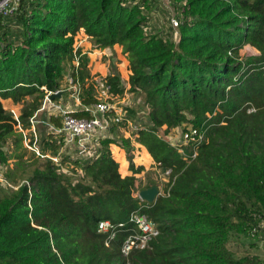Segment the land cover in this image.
Returning <instances> with one entry per match:
<instances>
[{
  "label": "trees",
  "instance_id": "trees-1",
  "mask_svg": "<svg viewBox=\"0 0 264 264\" xmlns=\"http://www.w3.org/2000/svg\"><path fill=\"white\" fill-rule=\"evenodd\" d=\"M154 2L18 0L11 14H0V99L23 103L16 118L0 100V159L7 164L11 154L3 146L11 144L17 162L4 172L13 186L0 185V264H126L120 252L126 232L105 245L97 224L124 221L137 209L159 233L149 247L129 254L130 264H264L228 247L232 235L250 244L264 239V0H170L181 9L178 41L147 31ZM80 29L95 47L118 44L127 55L129 91L149 108L150 124L135 131L134 140L162 172L170 169L153 202L134 195L135 173L143 166H135L129 138H99L94 155L71 161L72 171H82L76 178L50 158L39 164L35 151L34 162L25 165L17 126L30 129L47 92L61 89L66 66L80 53L73 48ZM247 45L258 54L241 56ZM70 75L80 86V102L95 101L93 83L85 85L91 78L85 54L77 68L71 64ZM103 79L111 93L124 94L118 71ZM72 115L89 117L83 109ZM48 121L61 126L58 116ZM183 123L204 135L189 161L157 133ZM49 140L44 144L55 152ZM33 142L31 134L29 146ZM112 143L124 148L130 175H120L123 150L113 146L118 168ZM143 155L136 162L147 165Z\"/></svg>",
  "mask_w": 264,
  "mask_h": 264
},
{
  "label": "rangeland",
  "instance_id": "rangeland-1",
  "mask_svg": "<svg viewBox=\"0 0 264 264\" xmlns=\"http://www.w3.org/2000/svg\"><path fill=\"white\" fill-rule=\"evenodd\" d=\"M154 6H152V10L150 11V18L148 19V25H147V31L152 32H160L162 34H172L173 39L175 41H178L179 39V33L177 30V27L173 25V19L178 21L179 13L181 11L180 8H176L170 0H155L153 3ZM1 14V13H0ZM3 15H6L2 13ZM84 41L91 43L92 49H97L95 51L96 54H98L97 58L102 59L103 62H106L108 71H120L121 79L123 81V86L125 89V92L122 96L117 97L114 101L117 103L118 106H122L128 109V117L131 121V127H128L126 125H118L113 126L114 128L110 130L108 135L113 137L115 140H118L119 142H122V137L129 138L131 140L132 144V150L135 151L136 143H135V136L134 130L132 129V126L136 125L138 127H145L146 125L150 124L148 121V111L149 108L147 106H143V100L142 96H140L137 93H132L129 91V82H127L124 66L127 65V69H129V62L127 59L126 53L122 51L121 45L115 44L110 49H112V54L104 55L103 53H100L99 48L95 47V45L92 43L89 37H86L82 34L81 29L74 35L73 37V48L79 49L83 44ZM82 42V43H81ZM81 45V46H80ZM85 45H88L85 43ZM89 48V50H92ZM92 52V51H91ZM94 52V51H93ZM241 56L244 55H255L258 54V51L250 46H244L240 50ZM128 63V64H127ZM71 64L74 65V62L71 61L67 68V73L65 74L63 81L61 83V91H63V102L66 103L65 107H62L67 110H72L70 107H77L80 102V98H78L77 93L81 91V89L78 87L77 83H74L75 81H72V76L70 75V67ZM131 72V71H130ZM99 79L101 77L99 76H91V78L86 81L85 85L89 84L90 81L93 83L94 86V95H96L97 98H102L105 95V90H103L100 86ZM77 87V88H76ZM28 98V97H27ZM26 98V99H27ZM29 99V98H28ZM58 99V98H57ZM4 108L7 111H10L13 113L14 117L17 118V116L20 113L21 107L23 105L22 101L18 103H14L12 99H2L1 100ZM45 98L43 100V103L41 107L34 113L33 117H31L30 121L32 123L30 129H24L22 130L21 127L18 125V130L22 131L24 138H23V145L26 147V151L24 152L23 159H27L28 165H30L32 162H34L35 155L37 156V153L35 152V155L33 154V151H35V147L39 149L41 152V149L45 150L44 152H48L50 155H57L59 159V163L57 165H61V172L67 173L68 175H71V177L76 178L77 176L82 175V171L80 168H77V170L72 171L71 169V161L75 159L76 157H88L92 156L95 153V150L97 148V142L91 141L86 146V150L81 151L77 147L75 141H66L67 144H64L63 138H65L62 133L54 132L52 133V129H50L51 133L53 134V141L56 143V151H50L51 146H48L44 144V141H50V137L47 132L45 131V125L49 123L48 118L49 116L53 115L54 117L58 116L60 118V121H62L60 117V113L56 111L55 107H52L53 104L44 105ZM48 101H46L47 103ZM50 103V102H49ZM52 103V102H51ZM130 109H134V112H129ZM54 112V114H51ZM50 124V123H49ZM51 125V124H50ZM189 123H183L178 127L171 128L168 133H164L165 125L161 126L158 130V134L162 136L165 140L168 141L171 145H178L181 141V132L185 127H188ZM52 126V125H51ZM31 134L34 136V142L36 139V136L38 138L37 142H35L34 145L29 146V140L31 138ZM51 134V135H52ZM26 135V137H25ZM126 136V137H125ZM171 136V138H170ZM75 144V145H73ZM3 146V148L7 151V153L10 152L11 158L9 159L8 167L15 168L17 166L16 158H14L13 153V145L9 144ZM71 146V147H67ZM120 147V146H119ZM9 148V151H8ZM121 149H124L120 147ZM113 149V146H112ZM113 157L115 158L113 152ZM44 158H39L38 163H42ZM145 166H148L144 164ZM143 166V170L140 173L135 174L136 180H135V188H134V195L137 196L138 192L141 190L142 187L147 185L149 182H154L160 193L164 192V189L167 185L168 178L163 175V172L156 166V164L153 162L151 166L146 167ZM7 170V166L4 165V168L0 170V185L3 188H11L13 185L10 183H7L4 181V172ZM20 171V169H18ZM153 186V185H152ZM236 235H232L231 239L228 242V247L234 252L235 256L239 257L242 255H256L260 260L264 261V239H257L255 244H250L249 239H246L244 237H235Z\"/></svg>",
  "mask_w": 264,
  "mask_h": 264
},
{
  "label": "built area",
  "instance_id": "built-area-1",
  "mask_svg": "<svg viewBox=\"0 0 264 264\" xmlns=\"http://www.w3.org/2000/svg\"><path fill=\"white\" fill-rule=\"evenodd\" d=\"M17 3L18 0H0V13H4L6 15L11 14L16 9ZM172 21L173 25L177 27L178 21L174 19ZM74 51H76V49H74ZM82 54L83 53L80 51L79 54L74 56L73 62L76 68L79 65L80 55ZM99 83L100 86H102L101 88L105 90V95L101 99L97 98L95 95V101L89 104H81V102H79V104H81L80 109L88 112L89 117H76L72 115L74 110L56 107V111L60 113L62 121L60 127H52V133L53 131L62 133L65 135L64 140L66 139L67 141H75L77 147L80 149V152L86 150V146L89 142H97L99 138L108 136L107 133L110 132L113 126L126 125L131 127L132 124L129 117L127 116L128 109L118 106L114 101L119 96L110 92L109 85L102 77L99 79ZM77 85L79 87L78 83ZM57 91L58 90L47 92L45 95V102L50 101L49 95ZM79 93L80 91L77 93L78 98H80ZM139 128L142 127H138L136 125L132 126L134 131H137ZM180 137V143L177 146H172L181 155L182 159L187 161L194 159L198 153V146L204 138L203 132L192 125H189L182 130ZM35 142H33V145ZM35 149V152L41 158L47 157L50 158L55 164H60L57 155H50L48 153L41 154L38 148L35 147ZM3 150L6 151L4 148ZM8 161L6 164L0 159V170L1 168H4V165L8 166ZM59 167V170H61V165H59ZM169 174L170 169L163 171V175L167 178ZM27 184L29 183L27 182ZM261 227H264V223H261ZM97 230L98 232L106 234L105 245H108L116 237L118 232H126V235L120 246V252L121 255L125 257L126 264H130L128 261V256L133 250H141L149 247L150 240L156 237L159 233L157 225L138 209L132 211L124 221L112 222L110 220H100L97 224Z\"/></svg>",
  "mask_w": 264,
  "mask_h": 264
},
{
  "label": "crops",
  "instance_id": "crops-1",
  "mask_svg": "<svg viewBox=\"0 0 264 264\" xmlns=\"http://www.w3.org/2000/svg\"><path fill=\"white\" fill-rule=\"evenodd\" d=\"M81 32H82L83 35H85L86 37H88L84 33V30L83 29H81ZM85 43L88 44V45H85ZM82 44L83 45L82 46L80 45L81 47L79 48V50L83 54H85L87 56V68L89 70V76H95L96 75V76H99V77L104 78L107 74H109V71H108L106 62H103L102 59L100 58V56H99V59L97 58L98 54L95 53V51H97V49H92L90 47L91 46V43L90 42L84 41ZM89 48L92 49V50H89ZM111 50L112 49H110L108 47L107 48H103V49H100L99 48L100 53H103L106 56L109 55V54H112V51ZM124 70L126 72L125 75H126V79H127V82H128L129 75H130L131 72H130V70L127 69V65L124 66ZM119 75H120V78H121L120 71H119ZM63 96H64V93L62 91L61 92V96L56 97L58 99L53 100L54 99L53 98V99H50V101H48L47 103L46 102H44V103H45V105L46 104L47 105L53 104V106H51V108L52 107H55V108L56 107H65L66 106L65 105L66 103L63 102L64 101L63 100ZM6 99H10V98H6ZM0 100H2V99H0ZM81 104L77 105V107H70V108L75 111L77 109H80V105ZM51 114H54V112H52ZM45 126H46L45 131L47 132L46 134L49 133L51 135L52 133H51V131H50L49 128L52 129L53 126H51L49 123L46 124ZM51 136L53 137V134ZM52 137H50V138H52ZM63 141H64V138H63ZM135 143H136L135 149H137V150H135V151L132 150L133 162H134L135 166H145L143 162H136V159L139 158V157H142L143 159H145L146 157H145V155H143L145 153L148 156V164H147L148 166H145V169H146V167L149 168V166H151V164L154 162L153 158L151 157V155L149 154V152L147 151V149H146L145 146H143V145H141V144H139L137 142H135ZM64 144H67L66 141H64ZM73 145H75V144H73ZM112 146H116V147L120 148L117 144L112 143L110 145L111 152H113ZM67 147H71V146H67ZM122 150H123V160L125 162L124 165H123V170L124 171H123V173H121L119 171V173L123 177V176H126V175H130L131 174V171L129 170V161L126 158V152H125L124 149H122ZM45 153H48V152H45ZM115 161L118 163V168H119L121 166L120 162L118 160H116V159H115ZM135 174H137V173H135Z\"/></svg>",
  "mask_w": 264,
  "mask_h": 264
},
{
  "label": "water",
  "instance_id": "water-1",
  "mask_svg": "<svg viewBox=\"0 0 264 264\" xmlns=\"http://www.w3.org/2000/svg\"><path fill=\"white\" fill-rule=\"evenodd\" d=\"M61 92H62L61 90H58L57 92L51 93L49 95V99H53L55 97L61 96ZM158 194H159V190L156 185L141 189L138 192L139 198L147 202H153Z\"/></svg>",
  "mask_w": 264,
  "mask_h": 264
}]
</instances>
